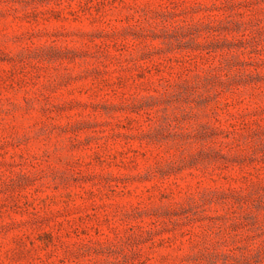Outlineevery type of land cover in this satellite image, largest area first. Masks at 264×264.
<instances>
[{"label": "rangeland", "instance_id": "1", "mask_svg": "<svg viewBox=\"0 0 264 264\" xmlns=\"http://www.w3.org/2000/svg\"><path fill=\"white\" fill-rule=\"evenodd\" d=\"M0 264H264V0H0Z\"/></svg>", "mask_w": 264, "mask_h": 264}]
</instances>
